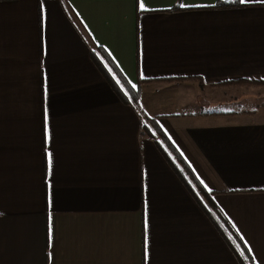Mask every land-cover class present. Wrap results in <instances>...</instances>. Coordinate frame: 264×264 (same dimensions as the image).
<instances>
[{"label": "crops", "instance_id": "0c3cea01", "mask_svg": "<svg viewBox=\"0 0 264 264\" xmlns=\"http://www.w3.org/2000/svg\"><path fill=\"white\" fill-rule=\"evenodd\" d=\"M143 4L0 0V264H264V3Z\"/></svg>", "mask_w": 264, "mask_h": 264}, {"label": "trees", "instance_id": "16d2710c", "mask_svg": "<svg viewBox=\"0 0 264 264\" xmlns=\"http://www.w3.org/2000/svg\"><path fill=\"white\" fill-rule=\"evenodd\" d=\"M226 4V0H221V5L225 6ZM238 83H244V81H239L236 82L235 84ZM247 83H251L253 84V82H247ZM254 84H261L264 85V82H258V83H254ZM115 87L117 89L121 88L123 92H125L124 96H121L125 101L132 103L133 105H138L140 103V92H136L133 91L128 85H126V83L122 86L119 85H115ZM207 201L210 205V207L212 208V210H214L216 213L218 212L217 209L214 208V204L211 200L210 196H207ZM219 214V213H217ZM236 238V237H235ZM238 238H237V243L239 244V246L241 247V251L240 250H236V254L237 257L239 258V261L241 262V264H254L251 257L249 256V254L247 253V251L245 250V247L241 244V242H238Z\"/></svg>", "mask_w": 264, "mask_h": 264}, {"label": "rangeland", "instance_id": "374dc122", "mask_svg": "<svg viewBox=\"0 0 264 264\" xmlns=\"http://www.w3.org/2000/svg\"><path fill=\"white\" fill-rule=\"evenodd\" d=\"M219 99V100H218ZM207 102H211L213 104H225L227 103L226 101H228V97H224V96H206V99H205ZM260 102H264V97L261 98Z\"/></svg>", "mask_w": 264, "mask_h": 264}, {"label": "snow or ice", "instance_id": "6c2138e0", "mask_svg": "<svg viewBox=\"0 0 264 264\" xmlns=\"http://www.w3.org/2000/svg\"><path fill=\"white\" fill-rule=\"evenodd\" d=\"M239 2L241 4H247L250 2H258V3H264V0H239ZM141 8H144V4H143V0H140V5ZM186 5L181 4V7H185ZM133 87H135V85H133ZM51 154H49L50 156ZM233 227H235V225H233ZM248 251H251V248L248 249Z\"/></svg>", "mask_w": 264, "mask_h": 264}]
</instances>
